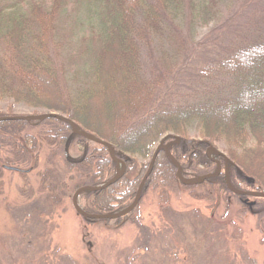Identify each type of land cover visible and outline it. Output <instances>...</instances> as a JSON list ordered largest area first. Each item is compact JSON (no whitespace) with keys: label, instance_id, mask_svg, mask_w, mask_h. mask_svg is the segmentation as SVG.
Segmentation results:
<instances>
[{"label":"trees","instance_id":"trees-1","mask_svg":"<svg viewBox=\"0 0 264 264\" xmlns=\"http://www.w3.org/2000/svg\"><path fill=\"white\" fill-rule=\"evenodd\" d=\"M3 1L0 99L62 112L78 127L107 140L115 157L104 143L73 130L59 117L4 119L0 120V175L6 169L17 171L24 183L35 184L54 206L79 187L113 177L121 159L124 171L114 182L79 191L80 209L89 214L121 211L133 201L142 180L137 203L115 218L129 215L149 187L158 190L168 208L169 192L179 185L193 198L214 200L215 209L223 203L226 212L230 197L237 196L241 207L235 214L241 218L217 215L220 229L231 227V241L238 240L248 211L264 238V196L236 191H264V30L236 25L227 44L202 55L186 86L174 89L158 71L160 61L146 59L143 50L166 26L171 3L180 0H134L130 6L123 0H102L98 29L91 34L97 39L91 77L69 87L64 64L57 60L54 34L62 0L47 8L38 2L21 6ZM218 1L205 0V6ZM256 22L259 18L252 24ZM242 27L241 34L237 29ZM192 124L200 138L187 135ZM161 136L160 140L170 141L168 151L158 150L145 176L150 160L142 163L138 157L151 158L153 144ZM219 143L223 149L211 158L208 150ZM70 147L77 156H71ZM176 162L181 175L190 180H181ZM218 164L219 170L212 172ZM35 204L33 199L28 205L33 209ZM80 215L88 221L110 219ZM242 246L230 263L258 264Z\"/></svg>","mask_w":264,"mask_h":264},{"label":"rangeland","instance_id":"rangeland-1","mask_svg":"<svg viewBox=\"0 0 264 264\" xmlns=\"http://www.w3.org/2000/svg\"><path fill=\"white\" fill-rule=\"evenodd\" d=\"M53 1L56 0H4L3 3L28 6L38 2L47 8ZM123 1L125 6L134 2ZM62 2L54 34L59 50L57 60L63 62L71 87L91 77L97 41L91 34L98 29L99 11L104 5L102 0ZM170 6L172 18L166 20V26H162L158 37L151 39V45H147L143 54L146 59L160 61L158 71L174 89L186 86L202 55H209L227 44L235 35L236 25L264 30L260 27L264 21L261 20L264 19V0H221L206 3V6L205 0H192V4L190 0H180ZM154 8L152 5L151 10ZM256 18L261 22L252 24ZM244 27L237 31L242 34ZM48 111L64 115L43 106L0 99V115H34ZM187 135L195 139L201 137L194 124ZM161 138L154 142L153 151ZM164 143L168 149L170 141ZM216 146L223 149L222 143ZM68 151L71 156L78 155L74 147ZM208 152L211 158H217L214 148ZM149 160L150 156L138 157L142 163ZM119 164L117 161L116 171ZM216 171L217 167L213 168L212 172ZM0 179V264H234L230 262L235 261L239 244L258 264H264V238L254 227V218L248 211L242 218L238 240L231 241V227L227 230L219 227V214L241 218L235 214L237 207H241L237 196L230 197L231 208L226 212L223 203L215 209L214 200L193 198L187 189L177 185L170 190L168 208H165L158 190L149 187L143 189L140 203L129 215L88 221L75 209L74 193L50 206L36 185L32 183L31 188L24 183L17 171L3 170ZM33 199L37 207L32 209L28 204ZM80 199L83 203L77 194L75 202L79 208Z\"/></svg>","mask_w":264,"mask_h":264},{"label":"water","instance_id":"water-1","mask_svg":"<svg viewBox=\"0 0 264 264\" xmlns=\"http://www.w3.org/2000/svg\"><path fill=\"white\" fill-rule=\"evenodd\" d=\"M49 116H55V117H59L61 119H64L70 124V126L72 127L73 130H76V131L88 136L89 138H91L94 141H98V142L104 143L108 147L111 156L115 157L114 154H113V151H112L111 144L107 140H105L103 138H100V137H97V136L87 132L86 130L78 127L76 125V123L72 119H70V118H68V117H66V116H64V115H62V114H60L58 112H55V111H48V112H44V113H41V114H34V115H0V120H4V119H20V118L39 119V118L49 117ZM176 139H178V136H176ZM160 149L168 151L165 143L162 140L159 141L158 144L156 145V147L154 148L153 154L151 155V158H150V164H149V167L147 169V172H146L145 176L148 174V172L152 168L155 155L158 152V150H160ZM214 149L216 150L217 153H220V150H218L217 148H214ZM118 161H120V164H121L120 165V169H118L116 171V173H115V175L113 177H111L110 179H108V180H106V181H104V182H102V183H100L98 185H93V186L92 185H84V186L79 187L78 189H76V191L74 192V195H73V204H74V207L77 210V212H79L80 214H83V215H85L87 217H91V218L92 217L93 218L94 217H97V218H104V217L115 218V217H117L119 215H122V214L126 213L127 211H129L130 209H132L134 207V205L138 201L143 180L140 182V184L137 187L136 194H135V197H134L133 201L127 207H125L124 209H122L121 211H119L117 213L89 214V213H86L85 211H83L82 209H80L77 206L76 202H75V196L78 194V192L80 190H82V189L83 190L84 189H100V188L105 187V186L109 185L110 183L114 182L124 171V162H123V160L118 159ZM176 163H177L178 173L180 174V165H179L178 162H176ZM217 170H219V166H218ZM180 177H181L182 181H188V180L191 179V178H184L182 175ZM236 191L237 192H241V193H247V194L248 193L249 194L250 193H255V194L264 196V191H261V192H251V191H244V190H236Z\"/></svg>","mask_w":264,"mask_h":264},{"label":"bare ground","instance_id":"bare-ground-1","mask_svg":"<svg viewBox=\"0 0 264 264\" xmlns=\"http://www.w3.org/2000/svg\"><path fill=\"white\" fill-rule=\"evenodd\" d=\"M120 165H121V164L118 165V169H120Z\"/></svg>","mask_w":264,"mask_h":264}]
</instances>
